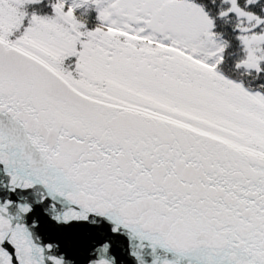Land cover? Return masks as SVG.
Wrapping results in <instances>:
<instances>
[{
    "label": "snow or ice",
    "instance_id": "snow-or-ice-1",
    "mask_svg": "<svg viewBox=\"0 0 264 264\" xmlns=\"http://www.w3.org/2000/svg\"><path fill=\"white\" fill-rule=\"evenodd\" d=\"M0 264H264V0H0Z\"/></svg>",
    "mask_w": 264,
    "mask_h": 264
}]
</instances>
